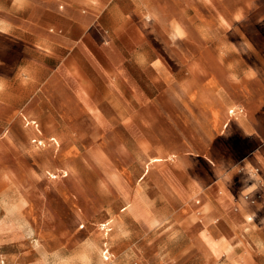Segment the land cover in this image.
I'll list each match as a JSON object with an SVG mask.
<instances>
[{
	"label": "crops",
	"instance_id": "1",
	"mask_svg": "<svg viewBox=\"0 0 264 264\" xmlns=\"http://www.w3.org/2000/svg\"><path fill=\"white\" fill-rule=\"evenodd\" d=\"M260 8L264 0H0V150L35 159L59 146L52 179L73 173L64 143H133L142 164L92 234L83 223L51 227L42 243L13 215L34 255L0 264H264ZM85 162L77 156V174ZM0 174L8 188L23 179Z\"/></svg>",
	"mask_w": 264,
	"mask_h": 264
},
{
	"label": "rangeland",
	"instance_id": "2",
	"mask_svg": "<svg viewBox=\"0 0 264 264\" xmlns=\"http://www.w3.org/2000/svg\"><path fill=\"white\" fill-rule=\"evenodd\" d=\"M23 144L28 148L27 143ZM78 145L79 150L76 148L77 143L63 144L68 151L73 173L62 179H52L45 174L46 166L59 164V146L52 147L50 143H46L42 149H38L35 159L28 154L0 150V173L3 168H9L23 178L21 181L16 180L15 185L8 188L0 174V259L3 261L6 262L5 257L29 261L34 255L32 239L22 229L12 226L13 215L22 221L31 222L36 238L42 243L51 227H79L83 223L82 234H92L99 227L94 222L102 214V207H107L118 199L119 196L115 195L116 187H120L118 183L122 188L132 186L135 177L142 170V164L134 161L139 149L133 143ZM81 154L86 162L83 166L78 164L77 174V156ZM99 155L103 158L98 159ZM4 192L8 193V198L2 201ZM78 192L87 207L83 220L76 217ZM25 230L28 231V228ZM106 233L105 230L104 234ZM98 250L101 253V249Z\"/></svg>",
	"mask_w": 264,
	"mask_h": 264
},
{
	"label": "bare ground",
	"instance_id": "3",
	"mask_svg": "<svg viewBox=\"0 0 264 264\" xmlns=\"http://www.w3.org/2000/svg\"><path fill=\"white\" fill-rule=\"evenodd\" d=\"M30 211V210H29ZM32 215V214H31ZM28 227V226H27ZM29 229V228H28ZM34 230V229H33ZM1 256V255H0ZM1 260V259H0ZM85 260V259H84ZM10 264V263H9ZM12 264V263H11Z\"/></svg>",
	"mask_w": 264,
	"mask_h": 264
},
{
	"label": "built area",
	"instance_id": "4",
	"mask_svg": "<svg viewBox=\"0 0 264 264\" xmlns=\"http://www.w3.org/2000/svg\"><path fill=\"white\" fill-rule=\"evenodd\" d=\"M231 112H232V110H231Z\"/></svg>",
	"mask_w": 264,
	"mask_h": 264
}]
</instances>
